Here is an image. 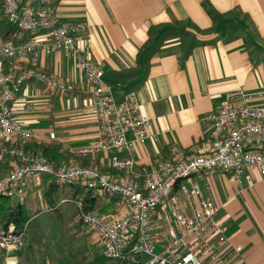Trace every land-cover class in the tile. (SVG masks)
<instances>
[{
	"label": "crops",
	"instance_id": "0c3cea01",
	"mask_svg": "<svg viewBox=\"0 0 264 264\" xmlns=\"http://www.w3.org/2000/svg\"><path fill=\"white\" fill-rule=\"evenodd\" d=\"M49 1L60 20L87 23L77 45L104 71L103 82L116 101L136 92L155 135L117 155L135 158L140 174L159 169L164 161L153 158L167 145L173 155L206 151L212 126L200 122V116L223 107L227 93L264 90V0ZM40 63L47 73L74 83L77 89L60 96L30 82L18 96L14 116L44 134L54 131L55 139L42 142H59L68 161L76 163L70 149L89 143L97 132L91 96L82 92L88 89L86 78L75 56L65 51L41 54ZM57 95L60 100L51 110ZM246 101L262 104L264 98ZM40 117L51 124L40 123ZM113 155L101 153L91 161L112 170ZM250 173L252 186L223 169L196 175L204 194L218 205L216 216L227 228L225 264H264V177L256 170ZM44 179L47 186L49 178ZM39 186L44 187L42 180L33 182L26 198ZM118 205L119 200L108 198L103 210L115 211ZM237 246L242 249L233 254ZM15 254L9 258L16 261Z\"/></svg>",
	"mask_w": 264,
	"mask_h": 264
},
{
	"label": "built area",
	"instance_id": "2783aa9c",
	"mask_svg": "<svg viewBox=\"0 0 264 264\" xmlns=\"http://www.w3.org/2000/svg\"><path fill=\"white\" fill-rule=\"evenodd\" d=\"M1 1L8 21L30 36L22 42L0 40V158L8 157L11 166L0 177V197L23 202L30 185L46 177L59 185L81 181L94 193L119 198L117 209L111 212H84L78 203L85 233L107 258L120 264H225L227 228L216 216L218 205L204 194L196 175L223 169L239 182L245 179L249 186L254 184L250 170L264 177V103L246 101L264 98V90L227 93L223 107L200 116V122L212 126L206 151L178 152L159 169L140 174L135 158L117 154L130 152L137 143L153 138L152 123L141 112L136 92L116 101L112 89L103 82L104 71L77 45L87 23L60 20L49 0ZM57 51L75 56L88 84L82 92L91 96L97 124L93 139L70 149V153L73 158L89 160L101 153H115L110 162L116 174L96 165L55 166L41 152L25 149L26 143L53 140L56 133L44 134L16 120L14 106L22 88L37 82L58 94L77 89L74 83L50 75L41 66V54ZM22 236L13 225L2 230L0 247L8 256L14 255ZM241 249L235 247L233 254Z\"/></svg>",
	"mask_w": 264,
	"mask_h": 264
},
{
	"label": "trees",
	"instance_id": "16d2710c",
	"mask_svg": "<svg viewBox=\"0 0 264 264\" xmlns=\"http://www.w3.org/2000/svg\"><path fill=\"white\" fill-rule=\"evenodd\" d=\"M206 7L207 2H204ZM210 10V8H208ZM214 17V15H213ZM28 33H22L16 26L11 24L5 16V9L2 1L0 0V40L3 43L14 42L17 38L19 41H26L29 38ZM26 150H34L41 152L45 158L54 164L55 166L70 165L71 162L66 158V154L62 150L59 142L43 143L40 142H28L25 145ZM72 157L71 153H69ZM187 154V153H186ZM171 146L167 145L162 150L161 154L153 158V161H164L161 166L171 160L172 156ZM189 155V154H188ZM76 163L79 165H94L89 159L75 158ZM160 166V167H161ZM159 167V168H160ZM154 168H150L152 171ZM11 170L8 157L0 158V177L5 175ZM110 173H117L116 170H104ZM43 197L47 204V214H55V216L61 221H79V225L83 226L82 219L80 217L81 210L78 207V203L82 204V211L91 212L97 210H103L106 199L111 198L106 194L94 193L88 189L87 186L81 181L72 182L65 185H59L55 181L49 179L47 186L43 190ZM112 199L119 200L118 197H112ZM65 200V201H64ZM70 203L73 205L72 212L66 215V205ZM42 209H38L34 213H40ZM28 205L23 201L12 200L6 196L0 197V231H7L10 226H15L16 230L23 233L22 239L29 240L28 236L31 225V215ZM87 235V234H86ZM88 236V235H87ZM33 238V237H32ZM31 242H28V249H31ZM0 256V264H4V252ZM44 258V256H42ZM45 260V259H43ZM88 264H120L119 261L111 258H106L97 247L91 254L88 260Z\"/></svg>",
	"mask_w": 264,
	"mask_h": 264
},
{
	"label": "rangeland",
	"instance_id": "374dc122",
	"mask_svg": "<svg viewBox=\"0 0 264 264\" xmlns=\"http://www.w3.org/2000/svg\"><path fill=\"white\" fill-rule=\"evenodd\" d=\"M59 100V96L52 99L51 110L55 109V101L58 103ZM66 103H68L67 100ZM39 121L42 124H46V122L51 124V120H48L47 117H40ZM42 182H44V187L39 186L24 200L31 212L29 233H32V236L29 234V240L22 239L21 246L15 254L16 261L10 259L5 250L0 247V256L4 252V264L8 259L14 261V264H88L91 254L97 248L96 242L86 235L83 226L79 225V221H61L55 214L49 215L45 212L48 208L43 197L45 179H42ZM66 207V215H68L72 212L73 205L68 203ZM38 209H42V212L34 213ZM28 242L34 244L31 249H28ZM236 257L234 256L233 260Z\"/></svg>",
	"mask_w": 264,
	"mask_h": 264
}]
</instances>
